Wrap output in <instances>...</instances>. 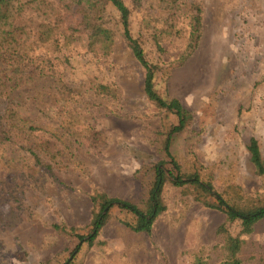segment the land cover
<instances>
[{"label":"rangeland","instance_id":"rangeland-1","mask_svg":"<svg viewBox=\"0 0 264 264\" xmlns=\"http://www.w3.org/2000/svg\"><path fill=\"white\" fill-rule=\"evenodd\" d=\"M167 1L138 0L140 6L134 8L126 0L133 9V30H139L143 13L160 14ZM108 11L115 44L105 64L85 53L83 33L68 31L58 40L59 49L69 59L62 67L67 80L85 92V101L71 114V131L29 107L24 108L30 119L24 140L0 143L3 196L20 219L11 230H0V264H63L77 242L57 233L52 225L62 223L84 233L92 217L90 196L94 192L135 204L145 198L146 189L136 171L158 159L155 139L161 112L144 96V71L122 40L115 12ZM182 43L169 41L164 53L147 44V52L167 66L178 58ZM94 84L116 90L117 98H93L88 91ZM34 91L31 87L16 97L24 101ZM169 91L194 118L174 147L179 162L190 167L197 163L196 51L173 70ZM3 107L0 101V115ZM29 150L51 169L37 166ZM22 155L28 158L24 165L14 166L12 159ZM162 199L166 209L149 234L133 232L121 222L134 223V215L112 209L93 245L83 244L74 264H195L198 202L171 185L164 188ZM18 247L26 254L25 260H19Z\"/></svg>","mask_w":264,"mask_h":264},{"label":"trees","instance_id":"trees-1","mask_svg":"<svg viewBox=\"0 0 264 264\" xmlns=\"http://www.w3.org/2000/svg\"><path fill=\"white\" fill-rule=\"evenodd\" d=\"M131 1L134 8L140 6L138 0ZM108 8L115 12L122 40L144 71V96L161 112L155 139L158 159L141 165L136 171L146 189L145 198L139 204L94 192L90 196L92 217L84 233L62 223L52 225L57 233L77 242L63 264H74L83 244L93 245L114 208L135 216L134 223L121 221L130 230L149 234L166 209L162 193L167 185L179 188L182 195H190L198 202L197 163L185 167L174 153L175 143L190 130L194 118L169 91L173 70L185 64L196 51V1L169 0L161 6L160 14L151 15L146 11L139 30L134 31L133 9L126 0H0V101L4 105L0 115V143L24 140L30 122L24 108L29 107L28 110L35 107L67 132L71 131V114L85 101V92L67 80L62 67L69 59L59 49L58 40L65 38L68 31L83 33L85 53L105 64L115 44ZM169 41L183 42L175 61L164 66L149 57L147 44L164 53ZM31 87L35 88L32 95L29 93L24 101L17 99V95L29 92ZM88 92L96 99L117 98L116 90L99 84L91 85ZM28 152L37 166L51 169L37 153ZM50 157L54 159L55 155ZM27 159L22 155L12 159V163L20 167ZM2 188L0 182V230H11L20 219L3 196ZM17 254L19 260H25L26 254L19 247Z\"/></svg>","mask_w":264,"mask_h":264}]
</instances>
